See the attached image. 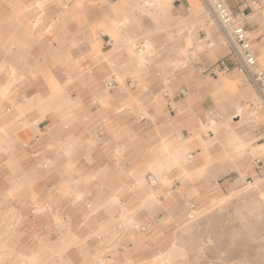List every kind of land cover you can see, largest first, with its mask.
<instances>
[{
  "label": "crops",
  "instance_id": "0c3cea01",
  "mask_svg": "<svg viewBox=\"0 0 264 264\" xmlns=\"http://www.w3.org/2000/svg\"><path fill=\"white\" fill-rule=\"evenodd\" d=\"M110 12L99 0H0V227L12 222L0 264H93L87 251L116 225L126 241L96 264H144L188 201L250 171L204 76L186 98L134 105L136 86L115 80L129 18ZM232 124L260 145L264 127Z\"/></svg>",
  "mask_w": 264,
  "mask_h": 264
},
{
  "label": "rangeland",
  "instance_id": "374dc122",
  "mask_svg": "<svg viewBox=\"0 0 264 264\" xmlns=\"http://www.w3.org/2000/svg\"><path fill=\"white\" fill-rule=\"evenodd\" d=\"M99 1L109 7L110 13L129 18L128 26L118 36L125 72L116 74L115 80L119 84L127 80L136 86L139 94L132 100L135 106H140L141 96L155 103L165 96L186 98L197 87V78L204 76L205 91L216 106L214 116H226L228 121L238 109L243 115L254 112L259 114L261 124H246L264 127V98L253 82H242L243 76L235 70L238 52L210 14L206 0ZM242 1L227 0L236 13ZM254 1L261 6L264 0ZM245 25L258 65L264 70V7L252 10ZM131 44L136 50L150 45L145 63L130 56ZM110 79L107 76L104 80ZM242 91H249V99L241 100ZM142 112L145 116V109ZM255 153L242 160L250 170L248 175L239 179L232 173L224 179V187L211 190V199L188 201L183 215L166 226L151 247L144 264H264V165L256 173L252 165L253 157H263L261 146ZM223 159L231 164L229 157ZM11 223V217H5L0 228L9 230ZM104 237L86 253L93 264L107 250L116 253L127 238L125 229L119 235L109 230ZM109 243V247L104 246ZM172 248H176L175 253ZM167 253H171L169 262H161Z\"/></svg>",
  "mask_w": 264,
  "mask_h": 264
},
{
  "label": "built area",
  "instance_id": "2783aa9c",
  "mask_svg": "<svg viewBox=\"0 0 264 264\" xmlns=\"http://www.w3.org/2000/svg\"><path fill=\"white\" fill-rule=\"evenodd\" d=\"M206 2L209 6L210 14L214 16L220 30L230 39V42L238 52V63L236 64L235 70L243 76L244 79L242 82H253L264 98V70L258 65L252 47V39L245 25L242 23L250 15L252 10L264 7V1L259 6L258 2L254 0L252 2L250 0H243L237 8L236 15L228 7L226 0H206ZM113 86L114 82L111 80L104 83V87L107 89H111ZM259 142L263 157H253L252 159V164L255 166L256 172L264 165V136L261 137ZM123 229L121 225H116L113 231L119 235ZM114 252V250H107L99 258L113 254Z\"/></svg>",
  "mask_w": 264,
  "mask_h": 264
},
{
  "label": "bare ground",
  "instance_id": "6f19581e",
  "mask_svg": "<svg viewBox=\"0 0 264 264\" xmlns=\"http://www.w3.org/2000/svg\"><path fill=\"white\" fill-rule=\"evenodd\" d=\"M121 16H122V14H121ZM121 21H123V18H121ZM125 23H126V21H125ZM131 47H132L133 51L135 52V54L142 58L140 60V63H142V64L145 63L146 62L145 61V55L147 54V51H148L150 45L146 44L141 49H138V50H136V48H135V46L133 44H131ZM236 120L240 121V123H247V122H251L252 121L253 123L256 124V121H258V116L256 114H254V112H253V115H251V116L248 115V114L243 115L242 111L240 109H238V110H236L235 113L232 114V116L229 117V119H228V121L226 123V127L228 129V139H229V141L230 142L238 141V145L235 146V148H237L238 152H241V153L246 154V155L250 154V156H253V154L255 152L258 153V151L260 150V146L257 145V146L251 147V146L248 145L247 142L241 141L242 139H240L239 135L235 132L234 126L232 124ZM194 139L195 140L197 139L196 140L197 144H198V142L200 143L202 141V140H200L201 138L198 135H196V137ZM192 146L195 147L196 146V142L193 143ZM171 252L175 253L176 252V248H172ZM170 255H171V253H169V254L167 253V256H165V258L162 259L161 262L163 261V263L164 262L168 263L169 259H170Z\"/></svg>",
  "mask_w": 264,
  "mask_h": 264
}]
</instances>
